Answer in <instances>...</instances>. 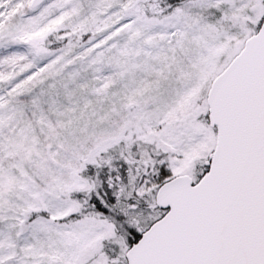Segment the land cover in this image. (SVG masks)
Here are the masks:
<instances>
[{"label": "snow or ice", "instance_id": "1", "mask_svg": "<svg viewBox=\"0 0 264 264\" xmlns=\"http://www.w3.org/2000/svg\"><path fill=\"white\" fill-rule=\"evenodd\" d=\"M0 264H264V0H0Z\"/></svg>", "mask_w": 264, "mask_h": 264}]
</instances>
